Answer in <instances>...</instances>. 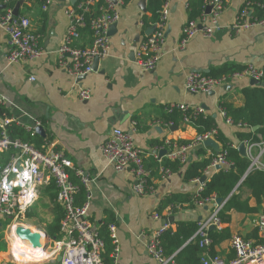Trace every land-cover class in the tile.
<instances>
[{
	"label": "crops",
	"instance_id": "1",
	"mask_svg": "<svg viewBox=\"0 0 264 264\" xmlns=\"http://www.w3.org/2000/svg\"><path fill=\"white\" fill-rule=\"evenodd\" d=\"M3 1L0 0V9L4 7ZM139 1L131 0L118 7L120 19L117 32L108 36V55L98 61L101 72L87 74L79 84L91 90L88 100L77 97L76 90L79 86L75 85V80L67 70L58 64L56 51L67 28L66 10L71 6L70 0H50L45 9V2L20 1L18 13L30 19L32 28L37 31L44 26L39 33L43 50L39 59L8 63V39L0 28V94L11 103L5 108V112L14 119L15 125L30 131L31 135H37L32 136L31 140L32 143L39 144L38 148H44V144L50 142L72 161L76 169L84 171L91 193V220L98 225L108 215L114 217L119 247L115 264H155L145 247L146 239L153 230L165 222L172 229L180 220L198 222L210 212V206L190 207L186 203L176 211H171L170 206H166L157 212L160 201L167 195L194 194L199 183L196 180L184 181L180 172L172 173L164 179L158 172L157 162L154 160L158 143L161 144L165 138L189 141L197 134L190 123L179 122L174 128H167L159 123L157 120L164 113V106L183 103L190 107H203L204 113L215 118L218 129L231 142H237L236 127L227 124L218 112L219 101L241 106L243 96L240 89L250 86V79L231 80L217 87L214 95L191 94L185 90L186 74L194 69L199 72L207 69L209 72L225 62L264 67V23L254 24L238 32L230 28L243 0H229L218 17L219 28L213 36L205 38L198 33L187 41L183 49L179 48V39L181 29L187 22L188 0H168L169 15L165 28L168 33L162 45L163 56L154 70L142 71L134 56H130L137 45L133 46L134 36L139 33L140 41L147 30L141 27L143 11L138 7ZM75 44L87 46L90 44L89 37L81 35ZM65 58L69 60L68 57ZM35 121H40L44 136L34 131ZM134 121L136 126L133 127ZM116 127L129 131L135 144L141 148L144 164L152 169V192H134L131 173L116 171L106 164L100 145ZM215 144L219 151L220 143L215 140ZM208 152L211 153V150L208 149ZM188 158L193 160L199 157L191 149ZM166 159L163 157L162 163ZM70 175L73 181H78L74 171H70ZM50 184L52 182L46 184L40 194L44 193L43 206L52 215ZM239 191L242 198L249 196L246 187L239 188ZM249 204H255L253 198L249 199ZM258 212L232 210L230 221L224 224L230 236L215 244L214 251L226 259L232 258L234 252L230 246L231 235L255 237L253 231ZM155 213L158 214V219L153 217ZM170 216L173 217L171 222L168 221ZM28 227L39 235V245L36 246L44 245L46 238L41 241V231L30 224ZM27 242L16 234L10 235L11 250L16 251L14 248L17 243L35 246ZM3 248L0 250V264L6 263L3 254L7 250L4 246ZM36 253L34 256L37 257H30L31 255L19 252V260H14L25 264H60L57 257H47L49 254L45 245L43 249L41 247V252Z\"/></svg>",
	"mask_w": 264,
	"mask_h": 264
},
{
	"label": "built area",
	"instance_id": "2",
	"mask_svg": "<svg viewBox=\"0 0 264 264\" xmlns=\"http://www.w3.org/2000/svg\"><path fill=\"white\" fill-rule=\"evenodd\" d=\"M77 0L66 10L68 18L67 28L63 35L61 45L57 49L58 64L63 66L68 74L75 80L77 76L87 75L93 72L92 64L95 57H105L109 52V38L107 30L113 23H118L120 12L118 7L124 4V0ZM43 8L50 0L44 1ZM229 0H211V10L200 19L187 21L181 29L179 48L183 49L188 40L200 33L203 37L213 36L219 28L218 17ZM4 7L0 9V28L6 33L8 39V51L6 59L8 63L39 59L43 55L40 44V34L31 26V21L23 15H13V8L6 6L7 0L3 1ZM249 2L240 9L231 23V30L238 32L254 24L264 23L250 21ZM169 15V1L166 0L160 11L159 19L153 24V30L143 39L137 42L134 58L142 71L148 72L155 69L163 56L162 45L165 39L166 21ZM200 25V26H199ZM88 27L92 31V41L87 46H77L75 41L80 37V30ZM68 57V61L67 58ZM255 79L264 82V67L246 64L242 69L221 77H211L199 71H190L184 80L185 90L191 94L208 93L237 79ZM77 97L88 100L91 90L80 85L76 90ZM11 103L4 95L0 94V221L9 219L12 223L23 222L26 213L33 209L41 190L46 184L53 183L56 189V201L61 206L63 216L60 220L59 240H52L48 249V258H56L61 255L60 264H104L102 251L104 241L100 236L98 227L90 218L89 206L91 193L89 180L84 171L76 169L72 161L63 153L54 148L53 144L46 142L44 148H37L29 141L13 138L8 126L15 124L14 119L5 112ZM176 107L183 112L180 122H188L187 111L189 109L204 113L203 107H190L183 103H170L165 106L169 111ZM219 114L224 121L236 128L245 127L241 123L235 124L226 116L225 110L219 105ZM206 114V113H205ZM160 123V121H158ZM165 127H173L172 122L164 124ZM40 126V121H35V127ZM135 126V122H132ZM35 129V128H34ZM134 129V128H133ZM32 132V131H31ZM217 128H211L205 132L197 133L194 138L182 143L175 139L165 138L155 148L154 160L161 178L172 175L168 167L162 163L163 157L168 160H177L180 163L189 161V151L204 145L207 139L216 140ZM245 156L249 165L245 175L254 170L264 171V139L256 142L245 141ZM237 147V146H236ZM101 154L107 165L116 171H128L133 177L132 189L142 194L153 191L151 184L152 169L144 164L143 154L127 130L113 128L106 139L100 145ZM163 151L161 155L160 152ZM232 163L226 158L225 151H218L211 156L208 166L204 170L207 175L217 166L229 168ZM70 171L78 178V183L73 181ZM199 182V178L195 179ZM85 189V200L82 204L76 201V195L80 186ZM198 183L195 195L202 190ZM226 199L220 204L216 203V197L210 196L204 199L196 198L195 206H210L209 214L198 221L197 229L191 239L198 238V245L203 249L200 257L202 264H264V199L255 222L256 236L245 238L239 234H232L230 246L234 255L230 259L219 254H210L209 248L212 239L209 236V227L220 231L223 222L219 217ZM153 217L158 219V214ZM167 224L157 227L146 239L145 247L147 254L155 264H178L173 258L174 254L166 255L161 244L160 236L166 230ZM109 235L113 240L114 263L117 258L119 247L115 235V224L108 225ZM14 258H19V252L12 250ZM19 260V259H18Z\"/></svg>",
	"mask_w": 264,
	"mask_h": 264
},
{
	"label": "trees",
	"instance_id": "3",
	"mask_svg": "<svg viewBox=\"0 0 264 264\" xmlns=\"http://www.w3.org/2000/svg\"><path fill=\"white\" fill-rule=\"evenodd\" d=\"M20 1L7 0L6 6L14 8L17 4H20ZM35 1L43 3L45 0ZM130 1L131 0H124V3L126 4ZM165 1L166 0L145 1V11L140 18L142 29L149 28L158 21L160 11ZM210 1L211 0H188L186 3L187 21L202 18L204 16L205 8ZM101 2L102 1L100 0L98 4ZM247 2H249L250 5L248 14L249 20H264V0H243L240 9H242ZM42 29H44V26H41L36 32L40 33ZM81 35L88 36L91 43L92 31L88 27L80 30V36ZM244 66L245 65H239L233 62H225L218 67L212 68L207 75L211 77H221L238 71ZM240 92L243 96V104L241 106H235L233 103L223 100L219 101V105L224 108L226 116L230 118L233 123H241V125H245V127L239 129L236 128V143L231 142L222 131L218 129L215 118L212 115L196 112L191 109L187 111L188 122L195 127L198 134L211 128H217L216 140L221 145L220 150L226 152V158L232 163V165L229 168L216 169L207 174L202 185V190L197 196L195 193H171L167 195L160 201V204L157 207L158 213L166 206H170L171 211H176L177 208L182 207L185 203L192 207L195 206L194 201L196 198L204 199L210 196L226 199L219 213V217L223 224L230 221V212L232 210L245 213H256L259 211L261 201L264 199V171L254 170L245 175L249 160L246 156L239 154L236 146L240 142H256L260 139H264V87L260 85L245 86L240 89ZM165 106L164 113L157 121H160L161 124L172 122L173 125H177L184 116L183 112L176 107H171L169 111H166ZM134 122L136 123V121ZM253 127H256V129L252 130ZM8 129L13 138H19L31 143V137H37V135H31L30 131L15 124H10ZM42 141L43 139L40 142ZM186 142L187 141H184L182 143ZM32 144L37 148L39 147L38 143ZM157 146H159V143ZM208 149L211 150V153L208 152ZM195 153L199 157L198 159L189 160L186 163L166 159L163 161V166L170 168L173 173L180 172L184 181L200 178L204 174V170L208 166L211 156L217 153V151H214L208 146L200 145L195 149ZM74 180L77 181L76 179ZM78 182L79 181H77V183ZM49 187L53 220L46 226L45 230L48 237L59 240L61 238L60 220L63 216V211L56 201V189L53 183L50 184ZM241 187H246L249 190V196L245 198L241 197L239 191V188ZM79 188L80 190L76 195V201L78 204H82L85 200V189L82 185ZM250 198L254 199V205L249 204ZM106 213L108 212L106 211ZM26 214V218H30L33 216L34 210L31 209ZM9 222L10 220L6 219L2 222V225L6 226ZM113 222V215H108L97 225L100 236L104 241V249L102 251V260L104 264L114 263V257L112 254L114 243L109 235L108 229V225ZM197 224L198 222L195 220H180L176 222L174 229L168 226L160 236L164 253L166 255L174 254L173 258L178 264H202L200 262V257L203 249L198 245V238L191 239L197 229ZM208 234L212 239L209 253L213 255L216 254L213 248L214 245L230 236L227 227L224 225L220 231L213 229L209 230ZM253 235L256 236V229L253 231ZM3 249V246L0 245V250Z\"/></svg>",
	"mask_w": 264,
	"mask_h": 264
},
{
	"label": "water",
	"instance_id": "4",
	"mask_svg": "<svg viewBox=\"0 0 264 264\" xmlns=\"http://www.w3.org/2000/svg\"><path fill=\"white\" fill-rule=\"evenodd\" d=\"M76 2H77V0H70V3H71L72 5H74ZM138 7L144 12V11H145V0H140V1L138 2ZM211 8H212L211 5L208 4V5L206 6V8H205V14H208V13L210 12ZM18 10H19V4H17V5L13 8V15H18ZM199 26H200V25H199ZM153 28H154L153 26L147 28V30L145 31V34L148 35L149 33H151V31L153 30ZM116 32H117V23H113L112 25H110L109 29L107 30V35H108V36H111V35L115 34ZM167 33H168V30L165 31V34H164L165 37H166ZM139 38H140V34H139V33H136V35H135L134 38H133V42H134V43H133V46L136 45L137 41H139ZM130 56H132V57L134 56V52H133V51L130 53ZM98 61H99L98 57H95L94 60H93L92 69H93V71H99V72H101V70H99V68H98ZM195 70L197 71L198 69H194V71H195ZM202 72L205 73V74H207V73H208V70H207V69H204ZM85 77H86V75H84V74L79 75V76H77L76 81L81 82L82 80L85 79ZM249 85H250V86H252V85H260V86L264 87V82H257L255 79H250V80H249ZM214 93H215L214 90L208 92L209 95H214ZM174 127H175V126H173V127H171V128H174ZM255 129H256V127H253V128H252V130H255ZM34 131H35L37 134H39L40 136H44V135H45V132H44V129H43L42 126H37V127H35ZM204 145H205V146H208V147H211V148H213L215 151L218 152V150H216L215 140H213V139H207V140L204 141ZM237 150H238V152H239L240 155L245 156V144H244V142H240V143L237 145ZM160 154L162 155V154H163V151L160 152ZM220 168H221L220 166H217V167H216V169H220ZM205 179H206V175L203 174V175L199 178V183H200V184H203ZM239 183H240V182H239ZM239 183H238V184H239ZM222 201H223V198H222V197H217V198H216V203H217V204H220ZM172 219H173V217L170 216V217L168 218V221L171 222ZM166 223H167V222H165L164 224H166ZM1 226H2V222L0 221V227H1ZM209 229H210V230H213L214 227H213V226H210ZM16 233H17V235H18L19 237H25V238H28L29 241H31V242H37V241H38V238H39L36 234H28V233H27L25 230H23V229H18ZM44 245H45V243H44ZM45 248H46V246H45ZM60 260H61V255H58V256H57V261L60 262Z\"/></svg>",
	"mask_w": 264,
	"mask_h": 264
},
{
	"label": "rangeland",
	"instance_id": "5",
	"mask_svg": "<svg viewBox=\"0 0 264 264\" xmlns=\"http://www.w3.org/2000/svg\"><path fill=\"white\" fill-rule=\"evenodd\" d=\"M43 198H44V193H41L37 201L34 204L33 216L23 220V222L33 225L41 231V233L44 235V236L41 235V241H43V238H46L45 246L48 249L49 245L51 244V241L54 239L47 236L45 229H46V226L53 220V215H51L48 209L47 208L45 209V207L43 206V203H42ZM11 224L12 222L10 221L8 225L6 226L2 225L0 227V243L5 247V250H7V253L3 254L4 260H6L5 264H17V263L25 264L21 262H16V260H14V257L12 256V250H11V245H10V235L12 233L9 228Z\"/></svg>",
	"mask_w": 264,
	"mask_h": 264
},
{
	"label": "bare ground",
	"instance_id": "6",
	"mask_svg": "<svg viewBox=\"0 0 264 264\" xmlns=\"http://www.w3.org/2000/svg\"><path fill=\"white\" fill-rule=\"evenodd\" d=\"M146 35V34H145ZM29 224H27V223H25V222H15V223H12L11 224V226L9 227L10 228V231H11V233H12V235L13 234H16L17 235V230L18 229H23V230H25L28 234H36V233H34L33 231H32V229H29ZM38 237H39V235L38 234H36ZM18 236V235H17ZM19 237V236H18ZM19 238H21V239H23V240H27L29 243H31V244H35V246H32V245H26V244H20V243H17V244H15V250L17 251V249H18V252H22V254H24V255H31L30 257H37V256H34V255H37V253L36 252H41V247H42V249H43V247H44V245H41V247L40 246H36V245H39V238H38V241L37 242H31V241H29L27 238H25V237H19ZM27 242V243H28ZM20 257V256H19ZM37 260V259H36Z\"/></svg>",
	"mask_w": 264,
	"mask_h": 264
}]
</instances>
